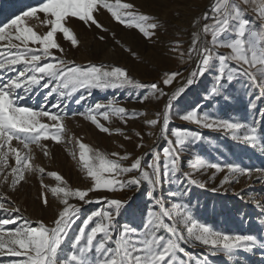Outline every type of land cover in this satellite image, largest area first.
<instances>
[{"label":"snow or ice","instance_id":"snow-or-ice-1","mask_svg":"<svg viewBox=\"0 0 264 264\" xmlns=\"http://www.w3.org/2000/svg\"><path fill=\"white\" fill-rule=\"evenodd\" d=\"M251 3L252 0H214L209 11L202 17L203 20L212 22L205 24L201 32L193 33L187 53L179 51V44L172 49L173 53H178L181 57L187 55V59L182 61L185 64L199 57L196 70L185 77L188 87L215 69L216 83L206 99L219 95L225 83L231 85L241 76L247 77L253 87H264V24L256 29L250 21L243 18ZM260 5L257 18L264 21V0H260ZM101 10H107L116 23L126 29L138 30L149 40L159 29L153 17L137 13L132 4L122 3L121 0H115V3H109L108 0H46L41 6L0 26V42H5V46L0 48V180L8 183L11 177V190L15 191L18 184L25 181L26 172L50 175L58 182L50 192L63 205L54 226L49 227L42 221L31 222L14 215L19 213V209L9 212L7 205L11 201L7 196L0 195V264H4L5 259L8 264H209L208 255H223L228 264H239L238 253H250L257 247H264V242L258 241L251 234L229 235L216 231L195 221L186 205L174 203L166 206L164 197L157 195L164 182L177 187L185 182L201 189L205 187L204 183L193 178L192 173L180 178L181 154L201 142L202 136L181 129L172 130V138L168 135L175 103L186 91V87H180L169 96L160 85H142L120 67L69 66L70 62L53 54L54 51L62 55L65 53L58 43V34H62L63 39L74 48L78 46L77 36L67 26L72 19L83 22L89 28L95 26L107 32L108 29L94 15ZM39 14H43V20ZM27 20L40 22L48 29L47 32L38 34L34 27L28 25ZM202 37H210V41ZM100 39L103 40V37ZM219 49H229L231 54L221 55ZM182 75L179 71L165 73L162 78L164 88L171 87L174 82L179 83ZM46 80L49 82L45 83ZM146 87L148 91L140 98V103L169 97L162 114L157 113L156 119L147 121L148 127L161 125L160 138L166 142V146L161 150L153 149L146 165L145 157L133 159L129 154L113 153L112 156L116 159H110L107 154L95 151L78 140V159L91 180L92 187L89 190H72L59 174H46L44 168H37L30 163L34 159L31 155L33 146L41 148L47 156L48 150L42 142L52 141L59 145L63 142L62 135L66 131L62 123L64 113L46 111L43 108L34 110L21 105V101L35 94L37 89H47L49 97L55 95L64 100L78 92L90 94L97 89L138 90ZM87 98V95H82L76 102L83 103ZM52 107L60 109L61 105ZM79 115L90 121L99 132L112 135L110 128L100 120L111 124L115 118L127 126L129 120L138 119L145 113L129 112L115 102H109L97 103L86 113ZM45 118L48 123L42 122ZM179 119L202 128L225 131L233 140L264 150V137L259 135L255 124L221 120L207 113H200L198 109L180 115ZM115 134L131 139L120 130H116ZM136 135L142 139L139 133ZM13 141L22 145V150L14 147ZM142 147L143 144L137 145V149ZM10 158H14L15 167H10ZM130 160L132 162L128 166L121 163ZM193 168L196 172L203 168H213L216 172L225 170L202 160L194 163ZM228 171L251 178L253 170L230 166ZM256 171L264 172V169ZM131 173L138 175L132 179H123ZM236 182L239 181L225 177L221 187L225 183ZM142 183L150 185L146 196L152 201V208L141 229H133L127 225L118 227L115 221L123 202L107 200L105 203L114 210H97L89 214L83 220L78 234L70 239L71 229L80 219L81 211L70 200L75 199L84 204L100 203L99 200L88 199L91 193L123 191L133 185L139 188ZM41 187L45 192L49 190L42 182ZM169 195L176 197L178 194L173 192ZM42 199L44 205L48 206L47 196L43 193ZM258 207L264 209V204ZM34 223L36 226H33ZM10 225L16 227L9 229ZM66 242L70 249L67 252L63 247ZM182 244L201 246L207 248L208 252L203 258H194Z\"/></svg>","mask_w":264,"mask_h":264},{"label":"rangeland","instance_id":"rangeland-1","mask_svg":"<svg viewBox=\"0 0 264 264\" xmlns=\"http://www.w3.org/2000/svg\"><path fill=\"white\" fill-rule=\"evenodd\" d=\"M43 2L46 0H0V26L41 6ZM108 2L115 3V0H108ZM121 2L132 4L137 13L153 17L158 23L159 29L151 40L143 37L136 29H126L123 25L116 23L107 10H101L94 15L98 22L108 29L107 32L95 26L89 28L83 22L72 19L67 26L77 36L78 46L74 48L70 42L63 39L62 34H58V43L65 53L62 55L54 51L53 54L59 59L70 62L69 66L74 64L80 67H120L128 72L130 78L142 85L150 86L154 83L160 85L164 91L169 93V96L180 87H186V91L175 103L168 135L172 138L171 131L181 129L199 133L202 136L201 142L181 154L180 178L182 179L184 174L192 173L193 178L204 183L205 187L201 189L187 182L177 187L175 184L164 182L157 195L164 197L166 206L174 203L186 205L195 221L210 226L216 231L229 235L251 234L256 236L258 241L264 242V209L258 207L264 204V172L256 171L264 169V150L233 140L225 131L202 128L179 119L180 115L198 109L200 113H207L221 120L255 124L259 135L264 137V115H261L264 113V87H253L247 77L241 76L231 85L225 83L219 95L206 99L216 83L215 69L188 87L185 77L196 70L199 57L185 64L182 61L187 59V55L181 57L178 53L172 52L174 46L179 44L181 45L179 51L187 53L192 43L193 33L201 32L205 24L212 22L205 21L202 17L205 12L209 11L214 0H121ZM260 8V0H252L247 9V15L243 17L250 21L256 29H260L264 24V21L257 18ZM39 15L43 20V14ZM27 23L34 27L38 34L43 35L48 30L36 20H27ZM100 37H103V40ZM202 38L210 41V37ZM222 39L226 38L222 37ZM4 46L5 42H0V48ZM218 51L221 55L231 54L229 49ZM47 62L44 61V63ZM176 71L183 73L179 78L180 82H174L171 87L164 88L162 84L164 74ZM257 79L259 82V78ZM48 82L45 81V83ZM147 91V87L138 90L100 91L97 89L92 90L90 94L78 92L71 98L62 100L55 95L49 97L47 89H37L35 94L22 100L21 105L34 110L43 108L46 111L64 113L65 118L62 123L66 131L62 135L63 142L59 145L52 141L42 142L48 150L47 156L41 148L33 146L31 155L34 159L30 163L37 168H44L46 174H59L72 190H89L92 187V182L86 176V171L78 159L79 149L76 143L78 140L95 151L107 154L110 159H116L112 156L113 153L129 154L133 159L145 157L144 164L146 165L151 159L150 153L153 149L161 150L166 146V142L160 138L161 125L155 128L148 127L147 121L156 119L157 113L162 114V109L169 98L165 96L160 100L140 103V98ZM82 95H87L88 98L78 104L76 101ZM109 102H115L117 106H122L129 112H143L145 115L129 120L127 126L115 118L111 124L100 120L102 124L110 128L112 135L99 132L90 121L79 115L86 113L97 103L107 104ZM56 104H60L61 108L52 107ZM42 122L48 123L46 118ZM116 130L124 132L131 139L128 140L115 134ZM136 133H139L142 139L138 138ZM138 144H143V147L137 149ZM13 146L22 150V145L15 141H13ZM200 160L216 164L225 170L216 172L213 168H203L196 172L193 164ZM131 162L130 160L121 163L128 166ZM8 163L10 167H15L14 158H10ZM230 166L253 170L251 178L229 172ZM137 175L138 173H131L123 179H132ZM25 177V181L19 183L15 191L11 190V177L8 183L0 180V195L7 196L11 201L7 205L8 211L14 212V209H19V213H14V215H19L31 222L42 221L49 227L54 226L59 211L63 210L59 199L52 196L50 192V189L57 186L58 182L50 175L42 176L38 172H26ZM225 177L239 182L225 183L221 187ZM41 182L48 186L47 192L41 187ZM149 190L150 185L142 183L139 188L133 185L123 191L91 193L88 199L99 200L100 203L84 204L75 199L70 200L71 204L81 209L80 219L71 229L70 239L78 234L83 220L89 214L97 210H114L105 203L107 200L123 202L119 217L115 221L118 227L127 225L133 229H141L148 211L152 208V201L146 196ZM173 192L178 195L170 196L169 193ZM42 193L47 196L48 206L43 203ZM33 226L36 224L34 223ZM92 226L94 224L89 227ZM15 227L16 225L8 226L9 229ZM181 246L194 258H203L208 252L207 248L201 246L192 247L187 244ZM63 247L65 252L70 250L68 242ZM237 255L239 264H264V247H257L250 253L240 252ZM207 258L209 264H228L227 258L223 255H208ZM4 264H8L7 259Z\"/></svg>","mask_w":264,"mask_h":264}]
</instances>
